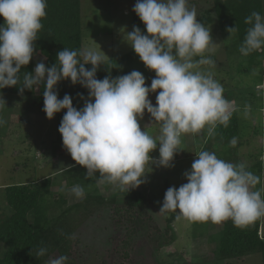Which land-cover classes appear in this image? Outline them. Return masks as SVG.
<instances>
[{"label":"clouds","instance_id":"9594fccd","mask_svg":"<svg viewBox=\"0 0 264 264\" xmlns=\"http://www.w3.org/2000/svg\"><path fill=\"white\" fill-rule=\"evenodd\" d=\"M46 7L45 0H0V89L20 82L22 66L35 54L34 42L43 27ZM132 10L146 32L133 25L123 38L144 66L154 71L150 86L138 70L97 79L96 72L101 64L106 65L107 56L100 48L83 47L58 51L56 63L50 67L42 61L36 63L34 72H25L18 87L22 93L44 84L46 117L52 119L66 109L58 127L63 147L87 169L86 177L98 172L101 183L121 191L146 182L150 166L157 163L150 156L157 143L158 164L171 167L174 154L183 149V135H198L206 128L207 135L213 137L218 124L227 127L233 113L240 111L224 97V88L214 73L200 70L203 65L215 67V62L204 55L213 50L214 42L210 29L198 21L194 6L189 7L187 0H136ZM244 23L250 27L239 46L241 55L264 51V17L253 11ZM226 30L235 33L237 28ZM85 64L91 68L86 69ZM63 79L88 89L89 99L84 100L83 108L74 107L69 94L58 99L55 86ZM149 93H156L155 105ZM145 110L153 120L150 125H159V135L153 136L146 126L141 128L139 121ZM249 111L250 106L245 105L244 115ZM230 143L235 146L236 138ZM195 155L191 169L183 173L187 182L165 191L159 212L178 210L177 219L196 223L231 220L238 227L264 217V188L256 189L260 177L249 171L245 162H226L206 150ZM69 191L77 199L84 198V188L79 184ZM46 252V247L39 248L36 258ZM68 259L61 255L48 264H65Z\"/></svg>","mask_w":264,"mask_h":264},{"label":"rangeland","instance_id":"374dc122","mask_svg":"<svg viewBox=\"0 0 264 264\" xmlns=\"http://www.w3.org/2000/svg\"><path fill=\"white\" fill-rule=\"evenodd\" d=\"M213 1L187 0L189 7L196 8L198 21L210 29L214 42L213 50L204 55L215 62V67L203 65L200 70L212 71L214 79L224 88L223 95L239 107L240 111L237 112L239 130L243 134L236 138L237 143L246 142L242 156L246 157L251 153L256 156L259 154L256 150L259 148L261 150L264 146V136L260 131L264 130V109L262 108L264 87L261 81L264 60L261 68L255 67L248 72L242 71L246 61L234 44L236 41L237 45L236 34L219 30L215 21ZM135 3L136 0H80L82 48L91 47L97 50L100 48L107 56L106 63L131 53L130 72L140 71L146 78L145 84L150 86L151 79L155 77L154 71L144 66L131 45L123 38L126 32L132 30L133 25L139 27L142 33L146 32L145 25L132 10ZM262 10L264 17V0H262ZM209 16L212 22L204 24ZM41 61L44 62V57L36 50L33 57L34 68L36 63ZM104 65L101 64L99 68ZM57 96L58 99L63 98L62 95ZM155 96L156 93H149V99L153 105L156 103ZM71 97L74 107L78 110L83 108V99L79 96ZM31 103L30 99L22 95L0 94V120L5 121L0 124V218L3 214L10 212L5 201V186L44 179L57 168L55 158L67 152L63 145L54 141L56 116L60 112H66V109H61L52 119H48L44 111L42 112ZM245 105L250 106L247 116L244 115ZM139 122L142 129L146 126V130L153 136L159 135V125L155 123L150 125L153 120L146 110ZM247 130H257L260 134L256 136L253 134L254 131L250 133ZM206 131L205 128L202 134ZM183 138L184 135L181 137L183 149L174 154L171 167H164L160 174H153L154 168L148 172L154 179L148 185L145 183V186L141 187L145 194L147 208L144 214L139 211L119 212L118 208H123L125 192H119L111 184L109 188L101 182L98 183L99 187L94 185L97 191L103 189L105 193L103 197L111 199L114 196L115 198L112 202L99 206L93 203V214L77 228L76 236L79 238V243L72 253L77 264H264L263 257L259 253L224 263L215 261L212 255L221 224L177 219L178 210L159 212L165 191L170 186L178 188L187 182L183 173L191 169V164L196 158V155L194 159L191 157L193 151L198 153L206 150L215 153L221 159V154L217 153L220 151L219 143L216 144L218 148L214 147L216 146L213 143L215 139H212L214 137H209L206 145L200 143V139L196 140L194 135L191 137V134L187 136L188 143L183 141ZM190 140L193 142L191 143ZM210 140L211 144H209ZM239 154L241 157V153ZM179 155L183 157L179 158ZM150 156L159 158V143ZM73 161L70 160V163ZM250 161L253 163L252 158ZM62 165L64 164L59 166ZM65 175L67 172H62L57 177L60 181H54L51 199L56 200L64 196L59 188ZM96 176L99 178L98 172L92 179H96ZM86 188L92 191L91 186ZM61 205L64 206V204ZM53 211L58 210L55 207ZM28 219L32 220V213L28 214ZM4 250L5 244L0 243V255ZM54 258L57 256L51 259Z\"/></svg>","mask_w":264,"mask_h":264},{"label":"trees","instance_id":"16d2710c","mask_svg":"<svg viewBox=\"0 0 264 264\" xmlns=\"http://www.w3.org/2000/svg\"><path fill=\"white\" fill-rule=\"evenodd\" d=\"M45 2L47 5L46 16L41 20L43 27L37 33L38 38L34 44L37 52L44 57L45 65L50 67L56 63L57 53L63 48L70 50L82 48L80 0H45ZM213 10L220 31L236 26L237 45L236 41L234 44L238 51L246 29L250 27L244 23V18L253 11H257L261 15L263 13L262 0H214ZM210 22H212V18L209 16L204 24ZM2 23L3 18L0 17V25ZM243 57L246 62L243 64L242 71L248 72L255 67L261 68L264 51H253ZM131 65L132 54L127 53L122 57L109 60L106 65L99 68L96 78L103 79L106 75L114 78L128 74ZM85 68L90 69L91 64H85ZM25 72H34L33 58L28 65L22 66L20 82L17 86L4 87L0 89V94L25 96L31 100L33 106H37L43 112V83L34 86L32 90L24 89L22 93L19 92L18 87L22 86ZM55 90L57 95L62 96L65 94L78 96L77 94L80 93L84 97L83 103L84 100L89 99L88 89L79 83L73 85L69 79L59 81ZM92 99L94 100V98ZM262 108L264 109V96ZM64 114L65 112H60L56 116L55 142L61 145H63L62 137L58 127ZM214 131L216 135L212 139H215L213 142L215 145L219 143L220 151L217 153L221 154V159L223 158L226 162L238 163L236 145L232 146L230 143L233 138H238L240 133L237 112L233 113L227 127L218 124ZM196 137L198 140L200 139V143L205 145L209 139L207 131L196 135ZM209 144H211V140ZM214 147L216 149L218 145ZM259 164L260 162H258ZM258 165L257 171H260ZM247 168L252 173L256 170L254 165ZM72 170L74 172H70ZM86 171L87 169L79 164L64 171L67 172L63 179L65 184L68 186L79 184L85 192L82 200L79 199L67 206L61 205V197L56 200L50 198L53 195L50 176L35 182L4 187L5 201L10 212L3 214L0 218V243L5 244V250L0 255V264H46L52 257L57 256L58 258L61 255L69 258L65 264H77L76 259L72 256L74 247L79 243V238L76 236L77 228L93 214V203L99 206L109 203V201L112 202L115 198L112 196L111 199H108L100 195L94 186L92 177L85 176ZM86 181L91 184V188L90 186L89 188L92 191H88L86 188ZM117 190L125 192L123 208H118L119 212L139 211L143 214L146 212L145 197L140 190L136 188H131L128 191H121L119 188ZM55 207L57 212L53 211ZM29 213H32V220L28 219ZM259 223L260 219L246 227H238L231 220L223 222L212 255L213 260L224 263L254 253L261 254L264 260V240L259 236ZM41 247H46L47 252L36 258V252Z\"/></svg>","mask_w":264,"mask_h":264},{"label":"crops","instance_id":"0c3cea01","mask_svg":"<svg viewBox=\"0 0 264 264\" xmlns=\"http://www.w3.org/2000/svg\"><path fill=\"white\" fill-rule=\"evenodd\" d=\"M233 102V101H232ZM3 131V130H2ZM248 132H252V131H254V133L253 134H255L256 136H258V134H260V133H258L259 131H257V130H247ZM261 131V133H262V136H264V130H260ZM242 134L243 133H239V136H242ZM189 134H187V135H184V138H183V141L185 140L186 142H187V136H188ZM192 135L193 134H191V137H192ZM195 136V139L196 140H198V138L196 137V135H194ZM238 136V137H239ZM192 139V138H191ZM54 141H55V137H54ZM190 142L192 143L193 142V140H190ZM188 143V142H187ZM245 144H246V142H243L242 143V141L241 142H238L237 144H236V147H235V150H236V160H238V163L239 162H245L246 163V165H247V167H249V166H252V165H254L255 166V168H256V170L254 171V174L255 175H257V176H259L260 177V183L259 184H257L256 185V189H261V188H264V146L261 148V150H260V148L259 149H257L256 150V153H258V151H259V154H257L256 156H254L253 155V153H251L250 155H247L246 157L245 156H242V154H243V147H244V149H245ZM189 147H190V144H189ZM251 152V151H250ZM195 153H197V151H193V155L191 156V157H193V159L195 158ZM239 153H241V157H243V158H245V159H243V158H241L240 157V154ZM182 154V153H181ZM179 158H182L183 157V155H179L178 156ZM251 158L253 159V163H250L251 161ZM155 161H157V163H155L154 164V166H153V164L150 166L151 168H154V171H152L153 172V174H160L161 173V171H163L164 170V166H160L159 164H158V159L159 158H153ZM70 160H73L72 158H71V156H70V154L68 153V152H65V153H63V154H60L59 155V157H57V158H55V163L57 164V168L56 169H53V171L50 173V178H51V189H53L54 188V181L55 180H57V182H58V180L60 181V179H57V177L62 173V172H64V169H65V167L66 166H71V167H69V168H72V167H74V166H76V165H78L75 161H73V163H70ZM258 162H260V164L258 165ZM64 164V165H62L61 167L59 166L60 164ZM257 165L260 167L259 169H260V171H257L258 169H257ZM59 166V167H58ZM69 168H67V169H69ZM162 169V170H161ZM152 179H154V177L153 176H151V173L150 174H148V173H146V175H145V183H146V185H148L149 184V182L151 183V180ZM148 180V181H147ZM150 180V181H149ZM93 182H94V185L96 184V186H98L99 187V184H100V179L99 178H97V176H96V179H93ZM63 183V184H62ZM62 183L60 184L61 186H60V188H59V190L61 189H63L62 190V192H63V197H62V204H64V206H67V205H70V204H73V203H75L76 201H78L79 199H77L74 195H72L71 193H70V191H69V189L73 186V185H70V186H68V185H66L65 184V182H64V180L62 181ZM99 183V184H98ZM145 183H142V184H140L139 186H137V187H135L136 189H138V190H140L141 192H142V194H143V196H145V194H144V192H143V189L141 188V187H143V186H145ZM19 184V183H18ZM91 184L88 182V181H86V186H90ZM104 185L105 186H107V188H109L110 187V184H107L106 185V183H104ZM104 186V187H105ZM98 192H99V194L100 195H102V196H104L105 195V193L103 192V189L102 190H98ZM122 193V192H121ZM112 194H114V192L112 193ZM111 194V195H112ZM106 197V196H105ZM262 198H264V192H262ZM74 201V202H73ZM222 225H223V223H221V226H220V228H219V230H221L222 229ZM259 236L261 237V239H263L264 240V217H262V218H260V223H259Z\"/></svg>","mask_w":264,"mask_h":264},{"label":"built area","instance_id":"2783aa9c","mask_svg":"<svg viewBox=\"0 0 264 264\" xmlns=\"http://www.w3.org/2000/svg\"><path fill=\"white\" fill-rule=\"evenodd\" d=\"M262 69H263V72H261L262 73V83H263V87H264V67H262Z\"/></svg>","mask_w":264,"mask_h":264}]
</instances>
